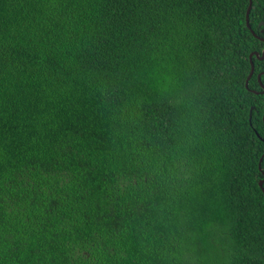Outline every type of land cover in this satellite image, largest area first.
Instances as JSON below:
<instances>
[{"label": "trees", "instance_id": "1", "mask_svg": "<svg viewBox=\"0 0 264 264\" xmlns=\"http://www.w3.org/2000/svg\"><path fill=\"white\" fill-rule=\"evenodd\" d=\"M248 2L0 0V264H264Z\"/></svg>", "mask_w": 264, "mask_h": 264}, {"label": "water", "instance_id": "2", "mask_svg": "<svg viewBox=\"0 0 264 264\" xmlns=\"http://www.w3.org/2000/svg\"><path fill=\"white\" fill-rule=\"evenodd\" d=\"M251 7H252V0H249L248 6H247V10H246V17H245L246 26L248 28H250V25H249V13H250ZM250 30H251V33L253 34L254 37L259 38L260 40H262L264 42V38L259 37L256 33H254V31L252 29H250ZM253 55L256 56L259 59H263L264 58V47H263V49L261 51V55L257 51L251 52L249 54L250 63H251V70H250V72H249V74H248V76H247V78L245 80V87L246 88L248 87V80L250 79V77L252 76L253 71H254V65H253V63L251 61V58H252ZM258 77H259V75H258ZM253 92L254 93H263L264 92V87H262V90L260 92H257V91H253ZM252 109H253V107L250 108L249 121H251V111H252ZM263 121H264V113H263ZM263 157H264V152H263L262 156L259 159V168H260V164H261V161H262ZM263 182H264V176H263L262 179L259 180V183H258L259 187L261 188L262 192L264 193Z\"/></svg>", "mask_w": 264, "mask_h": 264}]
</instances>
